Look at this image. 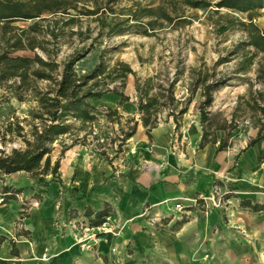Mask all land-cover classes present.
Listing matches in <instances>:
<instances>
[{
  "label": "rangeland",
  "instance_id": "rangeland-1",
  "mask_svg": "<svg viewBox=\"0 0 264 264\" xmlns=\"http://www.w3.org/2000/svg\"><path fill=\"white\" fill-rule=\"evenodd\" d=\"M200 1L210 5L209 8L205 11L191 9L183 5L181 0H103L99 4L100 13L98 15L92 17L74 15V22L63 30L65 37L61 39L58 48L50 44L48 49L50 51L57 50L53 59L60 66L71 56L80 53L81 59L76 61L74 65V72L78 76L89 74L102 57L105 75L118 62H123L140 79L152 77L161 82L176 80L175 96L182 107L187 104L189 90L195 81H199L198 79L207 77L208 83L212 81H216L219 85L225 83L213 93V102L206 109L210 119V126L208 127H210V132L214 128L222 129L225 127L232 133L229 143L236 142L238 145V141H243L244 138L248 137L250 128L254 130L256 127L262 128L264 133V120L256 111V104H264L262 101L264 86L259 84L256 78L257 63L264 67V60L259 56L252 68L245 74L236 73L242 52L237 54H233V52L246 42L247 37L243 31L229 23L233 18L248 22V18L243 14H230L225 9L218 10L215 5L221 0ZM86 8L93 9L92 5H88ZM72 14L75 13L72 12ZM227 15H232L233 18H226ZM252 16V23L264 31V9L256 10ZM43 17L47 16L44 15ZM148 23H151L152 27L147 26ZM30 24V22H16L11 26L25 28ZM116 24H123L119 27L127 30L122 35L110 34L107 26ZM222 25H225L228 30L221 34L219 27ZM7 31L10 34L16 32L14 30ZM10 34H7L6 37L0 29V50ZM34 54L30 51H20L14 55L33 58ZM37 54L45 59L40 51ZM59 71L60 69L54 74L55 78H58ZM101 81L108 89L111 90L116 86L126 96L130 97L129 102L117 110L118 115L121 116L120 123L124 124V121L131 118L138 120L136 110H132L134 107L130 106H136L134 77L129 75L123 88H120L121 80H116L112 84L110 79L102 76ZM9 85L10 83L0 85V133H3L8 124L19 122V125L24 129L23 133L29 134L31 116L38 107L36 93L33 91L26 92L23 101L20 102L8 89ZM46 87V82L38 83V89L43 91ZM258 93L262 97L256 96ZM113 97L108 93L100 99L90 100L96 109L95 114L97 116V121L91 127L93 133L85 136L84 132H78V134L73 133V136L67 135L57 139L51 145V163L60 156L64 146H70L72 141H75V145L64 153L63 159L66 158L68 161L86 159L87 162L95 161L94 163L99 164L106 160L99 154L100 151H105L115 166L124 165L123 160L133 152L131 153V149L128 150L123 147L125 153L117 156L115 160L113 159L120 132L119 127L109 123L105 117L107 109H114L115 107L104 100H111ZM254 98L258 103H254ZM201 100V91L198 90L191 102L187 104V112L181 119V127L184 119V124L186 122L191 124L195 117L200 118L197 107ZM166 115V111L160 112L161 121L159 125L166 124L162 122V120L167 119ZM167 123L173 124L172 119L170 118ZM74 124L78 126V123L75 122ZM216 132L225 134L221 130L214 133L216 134ZM19 147H22L21 140L10 139V136H6L4 145L0 143V151L4 150L5 153ZM33 202L35 201L28 202V205L33 208L41 207L38 201L36 207L32 205ZM177 203L182 204L183 211H176L174 206ZM223 203L221 202L219 206H213L203 201L198 206L195 199L174 201L168 202L166 204L168 208L160 213L149 212L150 209L145 206L142 211L144 214L140 215V226L128 228V231H133L134 233H130L133 235L146 236L148 241L141 244L140 249L131 240L123 241V250L117 254L120 256L112 257L111 264H133L131 259H135L134 264H174L171 250L176 247L178 240L168 232L174 221H179L185 217L187 221H196L197 223L207 219L214 212L222 214L224 213ZM107 223L100 228H78L79 235L75 238V242L77 243V240L82 238L89 246V249L85 250L86 253L93 255L95 260L100 257L99 248L102 241L109 237L117 238L127 230L126 227L120 225L117 219ZM136 225L138 226V224ZM242 235L244 236L243 232ZM204 245V242L195 245L192 252L194 258L190 259L191 264H198L197 262L201 258L205 264L212 263L209 260L210 255L203 253ZM144 247L146 250L143 249ZM122 253L129 258L126 257L127 260H125L121 256Z\"/></svg>",
  "mask_w": 264,
  "mask_h": 264
},
{
  "label": "crops",
  "instance_id": "crops-1",
  "mask_svg": "<svg viewBox=\"0 0 264 264\" xmlns=\"http://www.w3.org/2000/svg\"><path fill=\"white\" fill-rule=\"evenodd\" d=\"M104 101L116 107L119 98ZM184 123L185 119L177 133L174 124L159 125L150 132L151 140L139 123L125 145L133 153L123 166L62 158L58 169L62 186L39 185L26 172L1 176L0 187L17 195L0 204V264H111L112 257L120 256L123 241L131 240L138 247L148 241L128 231L140 226L145 206L160 213L168 202L207 197L214 186L226 193L224 213L214 212L176 229L174 221L168 231L178 240L171 250L174 264H191L199 242H204L203 253L210 255L211 264H264V141L247 148L257 132L250 128L238 145L234 142L217 152L225 134L216 132V144L198 149L202 136L198 117ZM32 201L41 207L28 205ZM103 211L109 213V221L117 219L127 230L102 241L95 260L80 250L75 238L78 228H89L86 213ZM197 263L205 264L202 258Z\"/></svg>",
  "mask_w": 264,
  "mask_h": 264
},
{
  "label": "trees",
  "instance_id": "trees-1",
  "mask_svg": "<svg viewBox=\"0 0 264 264\" xmlns=\"http://www.w3.org/2000/svg\"><path fill=\"white\" fill-rule=\"evenodd\" d=\"M102 2L103 0H0V29L2 34L7 37V34H10L7 30L16 31L10 34L0 50V85L10 83L8 89L20 102L23 101L26 92H35L38 105L37 110L31 116L29 134L23 133L24 129L19 125V122L8 124L3 133H0V143L3 145L6 136H10V139H20L22 143V147L11 149L9 153H5L4 150L0 151V177L26 172L31 174L39 185L47 186L54 182L61 185V180L58 178L60 160L64 153L75 145V141H72L70 146H64L60 156L53 163H51L50 157L51 145L61 137L73 136V133L84 132L85 136L91 135L93 133L91 127L97 121V116L95 114L96 109L90 100L100 99L108 93L119 98L117 106L114 109H107L105 113L108 122L116 124L120 132L113 159L124 153L123 147L135 135L139 123L144 128L148 139L151 140L150 132L159 126L161 111L167 112V119L162 120V122L167 123L171 118L175 132H179L181 119L187 112V104L191 102L198 90L201 91L202 99L197 107L200 116L199 125L202 131L198 149H202L207 144H216L214 132L217 130L225 132L224 138L219 142L217 152L225 151L230 147L229 139L232 133L225 127L222 129L214 128L210 132V127H208L210 126L209 113L206 112V109L213 102V93L225 83L223 85H219L216 81L208 83L207 77L198 79L199 81H195L189 90L187 104L182 107L175 96L176 80L161 82L152 77L140 79L123 62H118L105 75L102 57L89 74L78 76L74 72V65L76 61L81 59L80 53L71 56L61 66L55 62L53 57L57 50L50 51L48 46L53 44L55 48H58L61 39L65 37L63 30L74 22V15L96 16L100 13L99 4ZM181 3L191 9L202 11L207 10L210 6L200 0H181ZM88 5H92L93 9H87L86 6ZM215 7L218 10L225 9L230 14H243L248 18V22H243L234 19L232 15L225 16L226 18H233L235 21L231 20L232 22L230 21L229 24H232L233 27L236 26L237 29L246 34V42L233 52V54L242 52L236 73L245 74L255 64L257 57L261 56L264 60V31L252 23V13L264 9V0H221ZM44 15L47 17H43ZM16 22H30L31 24L25 28L12 27L11 25ZM121 25L123 24L107 26L108 32L122 35L127 29L119 27ZM147 26L152 27V24L148 23ZM219 30L222 34L228 29L222 25ZM247 48L248 50H246ZM20 51H30L35 54L33 58L14 55ZM38 51L45 56V59L37 54ZM257 64L256 78L258 83L264 86V67L259 63ZM58 69H60L57 74L58 78H55L54 74ZM129 75L134 77L138 121L131 118L121 124V116L118 115L117 110L129 102V97L116 86L111 90L108 89L102 83L101 78L106 76L112 84L116 80H121L120 88H123ZM40 82L47 83V87L43 91L38 89ZM255 98L253 99L254 103H258ZM262 101L264 102V98ZM256 111L264 120V104H256ZM75 122L78 123L77 127ZM255 129L257 130L256 136L247 142V148L259 141H264L263 129L259 127ZM85 136L83 137L84 140ZM99 154L106 159L109 165L112 164V159L106 155L105 151H100ZM46 177H50V180L46 181ZM108 178H113V175ZM106 180L107 178L104 179V181ZM16 195L17 191L0 187L2 203L7 201L8 196ZM202 203V200L197 199L199 206ZM108 214L107 211L94 214L88 212L84 218L87 220L86 224L89 228H97L105 223ZM185 222H187L185 218L176 221L174 228L181 227Z\"/></svg>",
  "mask_w": 264,
  "mask_h": 264
},
{
  "label": "built area",
  "instance_id": "built-area-1",
  "mask_svg": "<svg viewBox=\"0 0 264 264\" xmlns=\"http://www.w3.org/2000/svg\"><path fill=\"white\" fill-rule=\"evenodd\" d=\"M225 194L226 193H223V192L220 191L218 186H214L212 188V191H211L210 195H208L204 199H199V200L205 201V203H207L209 205L211 204L213 206H219L221 204V202H224ZM2 202H3V199L0 196V204H2ZM195 203H197V200H195ZM32 205L36 207V206H38V202L37 201L33 202ZM174 207H175L176 211H178V212H181V211L184 210L182 204H180V203H177ZM107 222H109L108 218H106V221H105V223L102 226L107 225L108 224ZM77 244H78L80 250H82V251H85V250L89 249L88 244L85 243L82 238L77 240Z\"/></svg>",
  "mask_w": 264,
  "mask_h": 264
}]
</instances>
